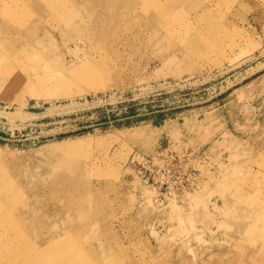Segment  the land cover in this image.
Masks as SVG:
<instances>
[{
    "label": "rangeland",
    "instance_id": "374dc122",
    "mask_svg": "<svg viewBox=\"0 0 264 264\" xmlns=\"http://www.w3.org/2000/svg\"><path fill=\"white\" fill-rule=\"evenodd\" d=\"M102 1L0 0V264H264V0Z\"/></svg>",
    "mask_w": 264,
    "mask_h": 264
},
{
    "label": "built area",
    "instance_id": "2783aa9c",
    "mask_svg": "<svg viewBox=\"0 0 264 264\" xmlns=\"http://www.w3.org/2000/svg\"><path fill=\"white\" fill-rule=\"evenodd\" d=\"M202 156L203 153L180 151L167 145L152 155L132 152L129 166L157 190V204L163 206L166 201L199 187L202 175L197 165Z\"/></svg>",
    "mask_w": 264,
    "mask_h": 264
},
{
    "label": "bare ground",
    "instance_id": "6f19581e",
    "mask_svg": "<svg viewBox=\"0 0 264 264\" xmlns=\"http://www.w3.org/2000/svg\"><path fill=\"white\" fill-rule=\"evenodd\" d=\"M56 1V0H55ZM96 1V0H95ZM115 2H116V0H114ZM119 1V0H118ZM98 2V1H97ZM105 2H107V1H105ZM51 3V2H50ZM89 3V2H88ZM101 3H104L102 0H101ZM87 5V4H86ZM106 5H107V3H106ZM29 6V5H28ZM83 6V5H82ZM42 7V6H41ZM38 8H40V7H38ZM62 8V7H61ZM85 8V7H84ZM31 9V8H30ZM65 9V8H64ZM92 10H95L96 11V9H93L92 8ZM32 11V10H31ZM26 12V11H25ZM25 12H23L24 14H25ZM65 12V11H64ZM94 12V11H93ZM69 14V13H68ZM73 14V13H72ZM93 14V13H92ZM36 15V14H35ZM58 15V14H57ZM70 15V14H69ZM94 15H96L95 13H94ZM25 16V15H24ZM63 16V15H62ZM21 17V16H20ZM61 17V16H60ZM72 17V16H71ZM79 17V16H78ZM95 17V16H94ZM22 19H23V15H22V17H21ZM66 18H67V16H66ZM63 20H64V22H65V19L63 18ZM70 21V20H69ZM66 22H68V21H66ZM87 22V21H86ZM60 23V22H59ZM89 23V22H88ZM68 24V23H67ZM71 24V23H70ZM72 24H73V22H72ZM77 24V23H76ZM92 24V23H91ZM90 24V25H91ZM90 28H91V26H90ZM152 34V33H151ZM154 39V38H153ZM3 53V52H2Z\"/></svg>",
    "mask_w": 264,
    "mask_h": 264
},
{
    "label": "trees",
    "instance_id": "16d2710c",
    "mask_svg": "<svg viewBox=\"0 0 264 264\" xmlns=\"http://www.w3.org/2000/svg\"><path fill=\"white\" fill-rule=\"evenodd\" d=\"M160 116H162V114H160Z\"/></svg>",
    "mask_w": 264,
    "mask_h": 264
}]
</instances>
